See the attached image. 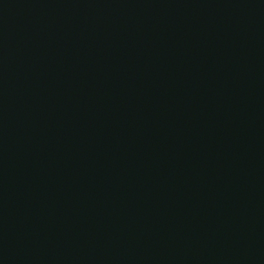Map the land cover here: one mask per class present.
Masks as SVG:
<instances>
[{
	"label": "water",
	"instance_id": "95a60500",
	"mask_svg": "<svg viewBox=\"0 0 264 264\" xmlns=\"http://www.w3.org/2000/svg\"><path fill=\"white\" fill-rule=\"evenodd\" d=\"M0 264H264V0H0Z\"/></svg>",
	"mask_w": 264,
	"mask_h": 264
}]
</instances>
